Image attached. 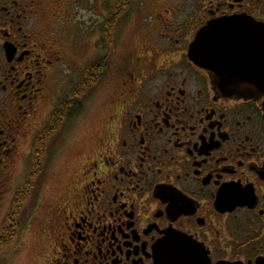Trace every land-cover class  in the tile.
Returning <instances> with one entry per match:
<instances>
[{
  "label": "flooded vegetation",
  "instance_id": "obj_1",
  "mask_svg": "<svg viewBox=\"0 0 264 264\" xmlns=\"http://www.w3.org/2000/svg\"><path fill=\"white\" fill-rule=\"evenodd\" d=\"M224 19L246 66L264 0H0V264H264V96L189 57Z\"/></svg>",
  "mask_w": 264,
  "mask_h": 264
},
{
  "label": "water",
  "instance_id": "obj_2",
  "mask_svg": "<svg viewBox=\"0 0 264 264\" xmlns=\"http://www.w3.org/2000/svg\"><path fill=\"white\" fill-rule=\"evenodd\" d=\"M246 22L224 19L207 24L196 35L189 49L190 59L214 76V88L227 98H257L264 96V51L247 57V65L238 63L231 49H223V41L234 39L235 30ZM258 28L257 42L262 41ZM232 53V54H231Z\"/></svg>",
  "mask_w": 264,
  "mask_h": 264
},
{
  "label": "rangeland",
  "instance_id": "obj_3",
  "mask_svg": "<svg viewBox=\"0 0 264 264\" xmlns=\"http://www.w3.org/2000/svg\"><path fill=\"white\" fill-rule=\"evenodd\" d=\"M127 32H128V38L127 40H123V41L127 42V44L129 43V46H128V50H129L131 48V44L138 45L139 40H138V37H136V33L135 31H133L132 27H128ZM127 44H125L124 47H122L121 53H116L115 56L113 57L112 77H113L114 84L118 76L121 73V69H120L121 60L123 58V55L127 53V48H126ZM128 55H130V52H128ZM96 123L98 124V120H96ZM93 124H95V120H90L88 126L83 129L80 128L79 132H77V135L74 137L75 140L73 142L74 148L72 150V153L68 156L66 160H64L61 163V168H60V170L62 171L61 175H58L55 179L53 178L55 183H51V185H49L48 187V194H50V197L52 195L51 192L56 190V187H58L67 178L66 172L69 169L71 162L75 158L76 154L79 151H82L83 149H85L86 146L89 144V139L92 136L93 130L95 128V126H92ZM52 186H54L55 188H52ZM41 213L42 215L38 216V218L35 219L32 225L30 235L33 234V232L34 234H37L40 227L44 226V222H42L41 220L44 217L45 213L44 212H41ZM33 238H36V237H33ZM28 240L32 241V239H28Z\"/></svg>",
  "mask_w": 264,
  "mask_h": 264
}]
</instances>
